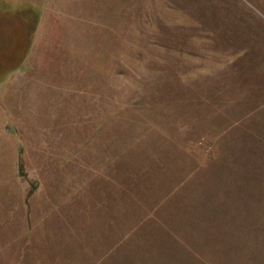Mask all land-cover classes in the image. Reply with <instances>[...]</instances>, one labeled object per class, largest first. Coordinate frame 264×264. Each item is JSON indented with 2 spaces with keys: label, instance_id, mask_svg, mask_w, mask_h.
I'll use <instances>...</instances> for the list:
<instances>
[{
  "label": "rangeland",
  "instance_id": "1",
  "mask_svg": "<svg viewBox=\"0 0 264 264\" xmlns=\"http://www.w3.org/2000/svg\"><path fill=\"white\" fill-rule=\"evenodd\" d=\"M0 2L30 26L0 75L48 82L60 120L0 124V264H264V0ZM50 129L76 183L45 199Z\"/></svg>",
  "mask_w": 264,
  "mask_h": 264
},
{
  "label": "crops",
  "instance_id": "2",
  "mask_svg": "<svg viewBox=\"0 0 264 264\" xmlns=\"http://www.w3.org/2000/svg\"><path fill=\"white\" fill-rule=\"evenodd\" d=\"M28 8L23 9L19 8H9L5 5V2H0V25L2 27V23L8 25L9 29H1L0 27V40L7 39L12 44V41L15 40V52L18 55H24L20 57L21 61H25L27 52V41L29 38V15ZM9 31V35L7 33ZM25 46V53H23L20 46ZM12 46V45H11ZM13 50V51H14ZM10 59H0V61H7ZM0 77H4L3 80L0 81V106L6 108L5 106H9L10 109H15V111H19L23 113L24 110H32L33 112H26L22 117H17L16 121L13 116H8L6 113L0 114V124L8 125V124H20V120H23L21 124L27 123L29 124H43V125H51L54 122H59L58 118L44 119L43 115L39 117L38 111L42 110L43 106L40 102H45V86H48V82L45 80H22L25 78H31L29 72H25L22 70L14 71L9 75L4 76V74L0 75ZM36 77V76H35ZM42 77V76H40ZM41 105V108L39 107ZM1 111L3 109L0 108ZM20 119V120H18ZM26 124V125H27ZM35 138L36 142L44 143L42 146L40 145L37 149L32 150L33 152L29 154L30 157H36L37 162L39 163V169L41 170V174L43 175L44 184L42 185L43 189H46V198L52 196V191L59 185V178L64 175L65 182L68 180L69 185L75 188L76 183V172L74 171L75 167V155H74V165L71 168V151L69 147L71 142H75L76 136L71 135V133H66L64 131L63 134L57 132V130L50 129L44 133H37L32 135ZM68 147V150L66 148ZM68 157V158H67ZM67 158V160H66ZM68 161V173L66 174L65 170L61 168V164ZM69 203L70 207L68 209L69 219L72 212L75 210L74 204H76V195L70 193L69 190ZM75 196V198H73ZM63 195H60V198H63ZM72 203V207H71ZM75 215V211H74Z\"/></svg>",
  "mask_w": 264,
  "mask_h": 264
}]
</instances>
